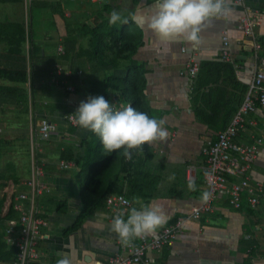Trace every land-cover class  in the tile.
I'll list each match as a JSON object with an SVG mask.
<instances>
[{
    "label": "crops",
    "instance_id": "obj_1",
    "mask_svg": "<svg viewBox=\"0 0 264 264\" xmlns=\"http://www.w3.org/2000/svg\"><path fill=\"white\" fill-rule=\"evenodd\" d=\"M243 1L244 4L240 5L235 0H228V13L202 27L199 45L183 40L163 43L155 36L148 28V19L155 10V0H67L61 4L65 20L67 16L78 19L80 14L86 18L93 15L95 22L108 19L111 11L116 10L123 19L132 20V30L141 34V43L132 60L145 70L144 95L149 113L152 118L165 121L164 127L169 135L166 140L145 145V149L136 154L145 165L131 172L127 181L120 177L121 165H117L108 183L111 192L107 196L122 194L131 201L132 208L137 209L142 205H158L168 217V222L162 228L188 214L190 206L200 202L201 194L206 191L200 168L203 164L202 147L207 141L214 140L218 133L198 121L192 109V79L185 75L188 62L192 57L199 63L220 62L221 34L224 30H228L230 36L232 62L229 64L232 65L236 82L247 88L254 71L264 62V0ZM246 7L249 11H246ZM250 12L258 15L261 22L255 28L254 38L245 37L237 29L239 18ZM22 17L27 24L25 5L23 8L8 3L0 5V23L19 21ZM54 18L59 38L54 42L49 41L45 35V32H49L48 26L43 23L41 36L34 39V43L42 48L38 54L39 60L46 63L50 58L49 62H56L55 67L63 68L66 78L77 75L78 71L82 72L79 76L81 79L86 78L89 73L84 69H75V73L71 71L70 67H75L73 62L76 61L73 54L64 56L63 60L57 56V45L64 46L62 36L65 35V25L64 19L58 15ZM120 25L121 22L116 24ZM5 44L0 38V68L21 69L17 68V64L24 60L28 71L31 63L28 48L23 55H16L7 52ZM256 45H259L258 49ZM110 59L120 63V70L126 66L122 57L106 52V60ZM67 80L74 86L73 92L56 85L52 79L45 81L41 78L35 82L33 98L28 88L29 97L21 106L23 109L13 107L14 112L6 117V106H0V214L3 223L0 224V234H5L4 244L13 247L10 244L11 236L5 233L7 223L3 222L9 211V203L15 193L27 191L24 183L31 177L33 167L42 166V180L48 184L50 193L36 201L44 224L39 242L41 258L33 264H56L64 256L70 258L71 264H102L119 250V239L111 231L112 219L104 203L103 209L85 220L78 230L64 234L74 224L81 202L77 180L79 168L75 165L74 168L60 169L58 163L63 160L59 158L60 152L66 148H79L81 140L90 134L89 130L69 124L64 119L72 116L80 102L88 97L83 81L75 80L74 84ZM112 95L113 105L119 107L124 104L118 92L114 91ZM44 116L59 124V134L42 147V151H32L31 138L35 134L36 123ZM19 117L23 118L20 123L23 127H18L19 123H16ZM248 121L255 125L249 123L239 132L236 137L239 144H251L254 138L264 137V110L258 108L248 115ZM258 149V156L249 173L251 184L260 186L258 205L251 209L253 213H246L245 207H249L246 203L241 209H234L225 200L218 199L211 214L187 222L183 233L171 247L148 251L147 262L141 264H264V139ZM188 165L195 167V179L192 181H195L196 191L188 190ZM173 174L175 179H169ZM116 176L120 179L113 180ZM13 218H17L16 213ZM162 228L148 236L155 235Z\"/></svg>",
    "mask_w": 264,
    "mask_h": 264
},
{
    "label": "trees",
    "instance_id": "obj_2",
    "mask_svg": "<svg viewBox=\"0 0 264 264\" xmlns=\"http://www.w3.org/2000/svg\"><path fill=\"white\" fill-rule=\"evenodd\" d=\"M65 1L67 0H32L27 11V24L24 17L19 21L6 20L0 23V38L6 43L5 50L12 54L23 55L28 48L31 62L28 71L27 68L16 70L0 68L1 107L21 109L29 97L28 88H30V97L33 98L35 82L41 78L45 81L51 80L55 75L56 62H49V58L46 63H41L38 54L42 48L34 43V39L41 36L43 23L48 26L49 32H45V35L49 41L54 42L59 38L54 16L58 15L64 19L61 4ZM7 3L24 7V0H0V5ZM124 20L127 22H121L120 26H116V24L109 25L108 19L105 18L95 20L92 24H79L64 19L65 35L62 36L64 56L73 54L76 59L73 62L75 67H70L73 73L81 68L89 75L84 79H80L77 75L70 78L62 77L69 79L71 83L75 80L83 81L86 95H103L112 106L114 101L112 94L116 91L122 103H127L151 117L144 95L145 70L142 65L132 60L141 43V34L132 30V20ZM106 52H113L117 57H122L126 62L124 69H119L120 63L115 59L106 60ZM191 87L190 102L196 118L218 132L228 125L247 89L235 81L232 65L223 61L201 62L196 77L192 79ZM143 149L145 146L134 151L131 160L122 161L120 177L123 181L130 179L131 172L145 165V162L136 156ZM121 152L122 150L114 153L105 152L99 137L92 132L81 140L79 148H66L60 152V159L73 161L79 168L77 180L80 185L81 202L74 224L66 229L64 234L67 231L78 230L85 220L103 209L105 198L111 192L108 183L117 169L114 160L122 155ZM99 165L98 169L95 168ZM120 177L116 176L113 180H118ZM251 209L245 207L246 213H253ZM14 214L12 208H9L6 220L3 222L7 223ZM0 224H3L2 221ZM4 237V233L0 234V264H9L13 261L17 250L14 247H7L4 244Z\"/></svg>",
    "mask_w": 264,
    "mask_h": 264
},
{
    "label": "built area",
    "instance_id": "obj_3",
    "mask_svg": "<svg viewBox=\"0 0 264 264\" xmlns=\"http://www.w3.org/2000/svg\"><path fill=\"white\" fill-rule=\"evenodd\" d=\"M73 2L74 0H69ZM94 2L96 0H90ZM237 4L243 5V0H235ZM32 0H24L25 11H28ZM249 9L246 7V11ZM261 24L258 15L253 12L242 15L237 23V29L245 37L254 38L255 28ZM222 50L221 61L232 62L230 49V36L228 30L221 34ZM259 48V45H256ZM185 48L182 49L185 52ZM28 53V52H27ZM56 53L59 58L65 55L64 46L58 44ZM199 61L192 57L188 62L185 75L193 79L199 71ZM61 66H56L55 75L52 80L56 85L63 86L66 91L73 92L74 86L68 84L66 76ZM82 75L81 71L77 72ZM129 106L124 103L121 107ZM264 110V62H262L254 71L252 80L247 86L242 101L236 112L233 114L228 125L216 134L214 140L207 141L202 147L203 164L200 167L203 182L206 191L211 193V198L207 202H200L190 206L188 214L178 217L176 220L162 228L155 235H146L142 239H135L130 246H123L118 243V251L108 257L102 264H141L147 262L146 254L148 251H159L162 248L171 247L179 236L183 233L187 222L197 221L206 214H211L214 210V203L218 199L225 200L232 208L241 209L246 203L254 209L258 205V192L260 186L252 185L250 181V169L255 162L264 137H256L251 144H239L236 137L245 126L255 125L254 122L246 119L248 115L253 114L257 109ZM69 124L73 123V117L67 116ZM59 124L49 117H41L36 123L35 134L31 138V150L42 151L52 138L59 134ZM135 150H133L132 154ZM126 161H128L126 159ZM60 169H70L75 167L73 161L60 160L58 163ZM44 171L42 166L35 165L31 177L24 183L27 191L15 193L11 198L8 209L17 214V218L9 220L5 227V233L11 236L10 244L16 248L17 252L13 261L9 264H33L41 258L39 242L41 239V227L44 219L39 213L36 201L50 193V188L42 180ZM187 180L195 179V167L188 165L186 169ZM105 208L109 212L111 219L119 213L124 216L132 208L131 201L122 194L109 195L105 198ZM2 215L0 214V220Z\"/></svg>",
    "mask_w": 264,
    "mask_h": 264
},
{
    "label": "clouds",
    "instance_id": "obj_4",
    "mask_svg": "<svg viewBox=\"0 0 264 264\" xmlns=\"http://www.w3.org/2000/svg\"><path fill=\"white\" fill-rule=\"evenodd\" d=\"M154 13L148 19V28L163 43L183 40L199 45L202 27L216 17L229 11L228 0H155ZM126 23L121 13L111 11L109 25ZM73 123L97 135L103 150L114 153L122 150L125 159H132L133 150L142 149L155 141L166 140L169 133L163 119L150 117L132 106L114 108L103 95L88 96L71 114ZM169 179H175L174 174ZM188 190L196 191L195 181H188ZM211 193L204 191L201 201L207 202ZM168 222V217L158 205L135 207L124 218V213L112 218L111 231L123 246H130L135 239L156 232ZM56 264H71L68 256Z\"/></svg>",
    "mask_w": 264,
    "mask_h": 264
},
{
    "label": "rangeland",
    "instance_id": "obj_5",
    "mask_svg": "<svg viewBox=\"0 0 264 264\" xmlns=\"http://www.w3.org/2000/svg\"><path fill=\"white\" fill-rule=\"evenodd\" d=\"M93 10V9H92ZM27 13V12H26ZM67 20H71V21H74V22H89V24H92V22H93V15L92 16H90V18H86L85 16H82V15H80L79 14V17H78V19H76V17H75V19H72V17L70 16V17H68L67 16V18H66ZM19 59V58H18ZM61 60H63V58H60ZM61 60H59V61H61ZM19 63L17 64V68H27V66H26V62L23 60V61H18ZM66 62H64V64H65ZM59 64H61V63H59ZM79 77V76H78ZM80 79H81V77H79ZM52 82L54 83V81L52 80ZM59 87V86H58ZM61 90H62V88H60ZM59 89V90H60ZM61 90L59 91V92H61ZM4 112H5V115H6V117H8L9 116V114H11L12 112H14L13 110H12V108L10 107V108H8V107H5L4 108ZM22 120H23V118H21V117H19L18 118V122H16V121H14V122H16V123H19V124H17L18 125V127H20V126H22L23 127V125L22 124H20V123H22ZM35 130H36V128H35ZM122 161H123V157H122V155H119V156H117V158H116V160H114V162L116 163L115 165L117 166V165H122ZM100 167V165L99 166H97V167H95V168H99ZM92 170H95L94 168H91ZM70 172H74V170H70Z\"/></svg>",
    "mask_w": 264,
    "mask_h": 264
}]
</instances>
